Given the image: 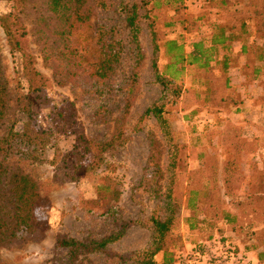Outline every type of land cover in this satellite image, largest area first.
<instances>
[{"label":"rangeland","instance_id":"rangeland-1","mask_svg":"<svg viewBox=\"0 0 264 264\" xmlns=\"http://www.w3.org/2000/svg\"><path fill=\"white\" fill-rule=\"evenodd\" d=\"M133 1L112 0L108 8L96 7L91 16V32L97 36L103 34L107 41L117 44V48L122 47L114 74L104 84H98L82 73L72 79H59L60 75H56L54 68L46 64L39 37L42 31L54 24V20L45 21L46 17L51 16L46 0H26L27 8L21 15L28 27L25 45L27 51L36 56V67L49 77L48 92L51 98L57 104L65 103L68 106L78 122L79 133L104 142L119 127H123L124 141L108 147L101 163H93L87 158L82 171L85 175L78 182L59 177L52 163L56 153L54 146L48 148L41 162H19V167L39 184L42 203L36 208V214L40 225L34 232L0 246V264H147L148 249L155 239L153 218L162 219L169 214L166 194L172 179L175 183L172 194L178 204V219L172 229V239L176 244L171 245L175 256L201 250L203 246L198 242L208 241L205 234L212 231L214 238L210 240L227 244L221 239L226 238L233 248L239 249L236 253L246 257L251 264H264V219L253 221L248 212L249 207L257 204L252 199L255 195L262 197L260 192L264 188V68H259L263 65L242 55L240 42L233 45L230 68H224V57L221 55L212 63L217 99L236 98L239 102L237 106L226 109H218L217 106L208 111L201 108L198 113V94L201 95L206 86L202 85L203 72L195 65L176 80V83L183 85L180 98L176 99L172 91L170 96L167 94L168 97L164 98L166 89L156 80L152 65L154 44L145 19L141 21L139 35L144 55L140 57L139 68H135L139 54L138 49L130 43V29L127 27V16ZM247 2L250 0H234L230 12L243 9ZM184 4L178 14L171 8L161 10L158 21L162 25L167 16L179 17L174 28L163 27V37L166 40L181 39L189 53L193 50L192 43L198 41L202 34L210 37L207 34H211L218 22L215 19L221 13L204 0H185ZM13 6L12 1L0 0V15L13 11ZM239 23L234 16L228 26L237 24L233 30L239 32ZM249 30L252 35L255 34L252 22H249ZM249 39L253 40V37L249 36ZM164 40L161 41L162 48ZM164 50L161 51V66L167 63ZM0 57L12 94L17 93L19 86L26 89V81L19 77L21 58L11 51L1 24ZM179 66L182 67V64ZM136 76V96L128 115L123 118V87ZM163 99L166 102L164 109L167 110L165 122L154 114L146 115L148 108ZM49 114V110H43L36 124L50 129ZM27 120L26 114H18L16 130H22ZM4 133L5 126L0 127V137ZM16 143L12 144L17 148L12 155L19 157L26 149L24 144ZM57 143L64 153H69L74 136L65 135ZM154 150L155 157H151ZM176 153L181 156L182 164L173 176ZM230 160H236L243 177L239 178L240 188L233 194L228 193L225 182V165ZM212 161L214 163L210 166L215 168L216 175L214 186L219 191L221 205L232 212H244L241 225L248 226L253 222L254 229L262 233L257 238L242 241L235 228L225 221L215 224L212 230L207 222L200 224L201 228L197 225L195 229H189L185 220L191 212L185 206L188 192L198 186V182L201 185L205 183L204 177H198V169ZM105 177L112 182L115 191L118 190V197L107 207L100 208L92 200L97 196V186L103 184L100 180L103 178L107 181ZM8 181L6 179L2 183L7 195L5 198L0 195V220L7 222L11 220L9 212L12 210V198H9L12 184ZM202 208H206V204L199 203L197 216L200 218L205 216ZM121 230L123 235L119 240L103 249L82 254L75 262H70L67 249L57 245L63 236L89 243ZM155 260L162 262V253L157 254ZM190 260L196 264H212L206 258Z\"/></svg>","mask_w":264,"mask_h":264},{"label":"trees","instance_id":"trees-1","mask_svg":"<svg viewBox=\"0 0 264 264\" xmlns=\"http://www.w3.org/2000/svg\"><path fill=\"white\" fill-rule=\"evenodd\" d=\"M5 1L14 2L13 11L0 15V24L6 33L11 51L21 58L19 77L26 81L27 88L22 89L19 86L17 93L12 94L10 81L3 71L0 57V127L5 126V133L0 137V154L2 156L0 158V190H3L5 184L2 183L6 179H9L8 183L12 184L9 189V198H12V210L9 212L11 220L8 222L0 220V246L20 238L23 234L34 232L40 225L36 214V208L42 203L40 187L33 176L19 167V162H41L44 160L48 148L54 146L56 153L52 163L56 166L59 177L78 182L85 175L82 171L87 158H90L93 163H101L108 147L111 148L119 141H124L123 127H119L118 131L104 142L95 141L79 133L78 122L75 120L74 114L65 103L57 104L51 98L48 92L49 77L36 67V56L27 51L25 43L28 27L21 17L27 8L26 0ZM46 1L51 16L46 17L45 21L54 20V24L47 27L45 31L41 30L43 34L39 37L41 52L46 64L54 68L56 75H60L59 79H72L82 73L89 75L98 84H104L115 72V64L120 59L122 47L117 48V44L107 41L103 34L98 36L93 34L89 22L96 7L108 8L112 0ZM184 1L134 0L132 2L127 16V27L130 29V43L133 48L138 49L139 54L135 68H139L140 57L144 55L142 54L139 35L141 21L145 19L154 44L152 65L156 80L166 89L164 98L168 97L167 94L171 95L170 91L174 93L176 99L180 98L183 85L176 83V80L189 67L195 65L199 71L203 72L204 82L202 85L206 86L202 94H198V113L201 108L208 111L217 106H219L218 109L237 106L239 102L236 98L222 97L217 99L213 73L214 65L212 63L221 55L224 57V68H230L232 66L233 45L240 42L242 44L241 54L253 58L255 62L263 65L259 68H264V0H250L243 9L234 12L229 10L233 6L234 0H204L216 10L218 9L221 16L215 19L218 22L212 28L211 34H207L210 37L202 34L198 41L192 43L193 50L189 53L186 52L185 42L181 39L166 40L163 37V27L166 29L174 28L179 17L167 16L162 25L158 21L161 10L171 8L175 13H180L183 5H185ZM234 16L236 21L240 22L239 32L233 30L237 24L228 26ZM199 20L200 18H198V25ZM249 22L253 23L255 29L253 35L249 30ZM249 36H252L253 40L249 39ZM163 40V48L165 49L163 55L167 63L161 66V51H163L161 41ZM180 64L182 67L179 66ZM136 75L138 76L137 72ZM137 76L129 80L123 87L125 93L123 118L128 115L134 102L138 89ZM165 104L163 99L148 108L145 112L146 115L154 114L159 120L165 122L167 120ZM43 110H49L50 129L42 128L36 124V119ZM20 113L26 114L28 120L23 129L17 131L15 123L16 117ZM65 135L74 136V144L69 153H64L57 143ZM18 139L20 140L18 141ZM13 143L24 144L26 151L22 152L21 156L14 157L12 154L16 152L17 148L12 146ZM151 157H155V150ZM13 159L14 162H11ZM213 159L215 160V157ZM235 159L237 160V158ZM236 160H230L225 165L226 188L231 194L240 188L239 183L241 181L239 178H243L240 175ZM213 163L212 161L209 165L198 169V177H204L203 182L205 183L201 185L198 182V186L191 188L188 192L185 206L191 212L185 220L189 229H195L197 225L198 228H201L200 224L207 222L212 230L215 224L225 221L232 228H235L242 241L247 242L254 237L257 238L262 233L254 229L253 222L248 226L241 225L244 212H232L221 205L219 191L214 186L215 168L210 166ZM181 164V156H177L176 153L172 166L174 169L173 176ZM157 165L160 167L159 160ZM105 179L107 181H104L103 178L100 180L103 184L101 187L97 186V196L92 200L93 204L100 208L107 207L113 199L118 197V190L115 191L112 182L106 177ZM174 185V179H172L166 194L169 214L162 219L153 218L155 239L148 249L149 260L147 264H174L179 259V256L174 255V249L171 248L172 244H176L172 239V229L178 219L177 199L172 194ZM251 187L255 188L254 185ZM260 193L262 197L255 195L252 199L257 204L254 203L252 208L249 207L248 209L253 221L264 219V188L263 192ZM0 195L5 198L7 194L3 190ZM199 203L201 205L206 204V208H202V212L205 213L203 218L197 216V212L198 214L200 212V209H197ZM245 208H243L244 211ZM122 235L123 231L121 230L89 243L63 236L57 241V245L67 249L70 254V262H75L82 254L103 249L110 243L119 240ZM205 237V240H210L214 238V235L211 231V233L205 234ZM221 239L226 241L235 252L239 251L238 248L231 246L230 240ZM198 245L201 243L198 242ZM160 253L163 255L162 262L155 260V256Z\"/></svg>","mask_w":264,"mask_h":264},{"label":"built area","instance_id":"built-area-1","mask_svg":"<svg viewBox=\"0 0 264 264\" xmlns=\"http://www.w3.org/2000/svg\"><path fill=\"white\" fill-rule=\"evenodd\" d=\"M201 245L203 246L201 250L181 254L174 264H196L190 258L198 259V261L200 258H206L212 264H251L246 257L236 253L220 240L202 241Z\"/></svg>","mask_w":264,"mask_h":264}]
</instances>
